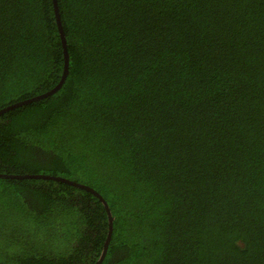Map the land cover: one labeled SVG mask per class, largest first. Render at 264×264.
<instances>
[{
	"label": "trees",
	"instance_id": "trees-1",
	"mask_svg": "<svg viewBox=\"0 0 264 264\" xmlns=\"http://www.w3.org/2000/svg\"><path fill=\"white\" fill-rule=\"evenodd\" d=\"M0 0V174L96 191L100 264H264V0ZM104 206L0 178V264H96Z\"/></svg>",
	"mask_w": 264,
	"mask_h": 264
},
{
	"label": "water",
	"instance_id": "water-1",
	"mask_svg": "<svg viewBox=\"0 0 264 264\" xmlns=\"http://www.w3.org/2000/svg\"><path fill=\"white\" fill-rule=\"evenodd\" d=\"M51 1H52L53 11H54L55 19H56L57 31L59 33V37L61 39L62 48H63L64 64H63L62 77L64 79V77L67 75V72H68V63H69V57H68L67 46H66V38H65V34H64V31H63V27H62L61 21H60L57 0H51ZM57 87H59V86H57ZM57 87L55 89H53L52 91L48 92L47 94H43V95L34 97V98L30 99V100H26V101L20 102V103L14 105V106H10V107H8V108L0 111V114L3 113V112H5V111L11 110V109H13L15 107L21 106L22 104H27V103H31L33 101L40 100L43 97H45V96H47L49 94H52L57 89ZM0 178H20V179H25V178H35V179H39V178H42V179H51V180H55V181L66 182V183H68L70 185H73V186H75L77 188H80V189L89 191L94 196H96L98 198V200L104 206L105 211H106V214H107V218H108V234H107V239H106L105 244H104V247H103V252H102L101 258L97 261L96 264H100L101 263V261L103 260L104 255H105V252H106L108 243H109L110 238H111L112 226H113V218H112L111 211H110L107 203L105 202V200L96 191H94L93 189H91V188H89L87 186L80 185V184H77V183H74V182H70V181H68L66 179L53 178V177L43 176V175L22 176V177H20V176H10V175H2V174H0Z\"/></svg>",
	"mask_w": 264,
	"mask_h": 264
}]
</instances>
